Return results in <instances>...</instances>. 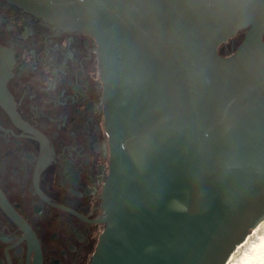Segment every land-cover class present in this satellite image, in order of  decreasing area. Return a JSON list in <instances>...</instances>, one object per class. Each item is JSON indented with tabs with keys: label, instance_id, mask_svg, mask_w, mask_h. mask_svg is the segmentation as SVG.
<instances>
[{
	"label": "water",
	"instance_id": "obj_1",
	"mask_svg": "<svg viewBox=\"0 0 264 264\" xmlns=\"http://www.w3.org/2000/svg\"><path fill=\"white\" fill-rule=\"evenodd\" d=\"M9 1L98 43L111 156L90 264H227L264 220V0Z\"/></svg>",
	"mask_w": 264,
	"mask_h": 264
},
{
	"label": "flooded vegetation",
	"instance_id": "obj_2",
	"mask_svg": "<svg viewBox=\"0 0 264 264\" xmlns=\"http://www.w3.org/2000/svg\"><path fill=\"white\" fill-rule=\"evenodd\" d=\"M103 99L92 34L0 0V264H90L110 172Z\"/></svg>",
	"mask_w": 264,
	"mask_h": 264
},
{
	"label": "bare ground",
	"instance_id": "obj_3",
	"mask_svg": "<svg viewBox=\"0 0 264 264\" xmlns=\"http://www.w3.org/2000/svg\"><path fill=\"white\" fill-rule=\"evenodd\" d=\"M262 237H264V220L249 233L244 242L238 245L227 264H260L264 261V253L252 251L253 245H259Z\"/></svg>",
	"mask_w": 264,
	"mask_h": 264
},
{
	"label": "snow or ice",
	"instance_id": "obj_4",
	"mask_svg": "<svg viewBox=\"0 0 264 264\" xmlns=\"http://www.w3.org/2000/svg\"><path fill=\"white\" fill-rule=\"evenodd\" d=\"M252 251L264 253V237L261 238V243L259 245H253Z\"/></svg>",
	"mask_w": 264,
	"mask_h": 264
},
{
	"label": "rangeland",
	"instance_id": "obj_5",
	"mask_svg": "<svg viewBox=\"0 0 264 264\" xmlns=\"http://www.w3.org/2000/svg\"><path fill=\"white\" fill-rule=\"evenodd\" d=\"M246 31H247V30H243V32H241L240 34H238L234 39H235V40H240L241 37H244Z\"/></svg>",
	"mask_w": 264,
	"mask_h": 264
},
{
	"label": "clouds",
	"instance_id": "obj_6",
	"mask_svg": "<svg viewBox=\"0 0 264 264\" xmlns=\"http://www.w3.org/2000/svg\"><path fill=\"white\" fill-rule=\"evenodd\" d=\"M260 264H264V261H261Z\"/></svg>",
	"mask_w": 264,
	"mask_h": 264
}]
</instances>
